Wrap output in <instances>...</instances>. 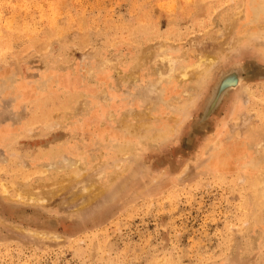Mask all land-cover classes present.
<instances>
[{
    "label": "rangeland",
    "instance_id": "374dc122",
    "mask_svg": "<svg viewBox=\"0 0 264 264\" xmlns=\"http://www.w3.org/2000/svg\"><path fill=\"white\" fill-rule=\"evenodd\" d=\"M263 150L264 0H0V264H264Z\"/></svg>",
    "mask_w": 264,
    "mask_h": 264
},
{
    "label": "bare ground",
    "instance_id": "6f19581e",
    "mask_svg": "<svg viewBox=\"0 0 264 264\" xmlns=\"http://www.w3.org/2000/svg\"><path fill=\"white\" fill-rule=\"evenodd\" d=\"M260 1V0H259ZM260 10V9H259ZM235 13V12H234ZM236 17V16H235ZM236 19V18H235ZM229 21V20H228ZM235 24V23H234ZM150 28V27H149ZM226 29V28H225ZM138 30V29H137ZM171 30V29H170ZM230 32V31H229ZM221 38V37H220ZM219 38V39H220ZM224 38V37H223ZM212 39V38H211ZM219 41V40H218ZM263 41V40H262ZM216 44V43H215ZM228 45V44H227ZM221 47H224L223 45ZM226 48V47H225ZM201 49V48H200ZM166 50V49H165ZM142 52V51H141ZM198 53V51H197ZM199 55V54H198ZM205 55V53L203 54ZM207 55V54H206ZM216 56V55H215ZM200 57V56H199ZM216 58V57H215ZM215 58L213 56H206L205 58H201L198 63H195L197 64L196 67H202V64H206V65H211L214 61H215ZM217 59V58H216ZM173 60V59H172ZM195 64L193 65L195 67ZM191 66V65H190ZM192 66V67H193ZM188 67V66H187ZM186 67V69H187ZM194 67L192 68L194 70ZM195 67V68H196ZM172 68V66L170 67V69ZM204 68V67H203ZM186 69L185 71L182 73V79H183V76L185 78V76H187V73H186ZM198 69V68H197ZM244 68H242L243 70ZM199 70V69H198ZM235 70V69H234ZM230 71L229 73L227 72L223 78H221L222 80H220L221 82H219V86L218 88L216 89L215 91V94H213V97H212V100H210V103H209V106H208V109L211 110L215 105L216 103H218V101L220 100V97L222 95V93L227 89L229 88L228 85H235V84H238L240 83L241 81V71L242 70H235V71ZM190 71V70H189ZM200 72L196 71V78L198 79V81L200 79H203L204 78V75L206 73V70H204L203 72L201 71V69L199 70ZM160 72V71H159ZM195 72V71H194ZM158 73V72H157ZM164 73V72H163ZM189 74V73H188ZM133 75V74H132ZM157 75V74H155ZM164 75V74H163ZM190 75V74H189ZM159 76V74H158ZM170 77V79H172L173 77V74L171 73V75H168ZM172 76V77H171ZM181 76V75H180ZM180 76H178L177 78H181ZM162 77V76H161ZM191 77V76H190ZM163 78V77H162ZM161 78V79H162ZM187 78V77H186ZM188 79V78H187ZM177 81V80H176ZM196 82V81H195ZM216 88V87H214ZM215 90V89H214ZM209 102V100H208ZM207 102V104H208ZM158 103V102H157ZM154 109V108H153ZM183 111V110H182ZM134 114V113H133ZM148 115V114H147ZM207 115V113H206ZM179 116V115H178ZM125 129H129V128H125ZM172 130V129H171ZM126 149V148H125ZM238 149V148H237ZM264 151V150H263ZM129 152V151H128ZM227 160H230V155L229 157L227 158ZM264 162V159L262 161V163ZM256 163V162H255ZM257 165V164H256ZM264 165V164H263ZM261 166V164H260ZM259 169V173L258 171L255 172L254 174H251V175H254L253 179L252 177H250V181L252 180V183H251V186L250 187V190L254 193V195L256 196L257 200H259L260 202H264V169H262L261 167H258ZM228 169V168H227ZM37 171V170H36ZM249 178V176H245L243 177V179L245 181H247ZM72 174H69L68 176H64L63 178L61 179H58L52 183H49V185H39L37 187H26L25 189L23 190H18L17 191V196L18 198L20 199H31V200H34V198L36 197V199L40 198L38 196H35L33 195L34 193H37L38 190H41V187H42V197L41 198H50L51 196L55 195L57 192H61L63 191L64 189H66V187L72 183ZM105 184L104 182H93V184H89V187L88 189H86V201H84L81 205H84V204H88V203H91L100 193H102L104 190H105ZM6 192V191H5ZM4 192V193H5ZM80 193V191H79ZM250 195V194H249ZM253 196V195H252ZM251 196V197H252ZM248 198V197H247ZM37 199V200H38ZM22 200V201H23ZM52 202V201H51ZM253 204V203H252ZM262 204V203H261ZM258 205V204H257ZM262 206V205H261ZM86 207V206H85ZM247 207V206H246ZM256 207V206H255ZM261 209V208H260ZM259 209V210H260ZM263 209V208H262ZM253 214V213H252ZM255 219V218H254ZM262 220V219H261ZM264 220V219H263ZM256 221V220H255Z\"/></svg>",
    "mask_w": 264,
    "mask_h": 264
}]
</instances>
